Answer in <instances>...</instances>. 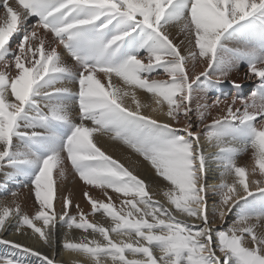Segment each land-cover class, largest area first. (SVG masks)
<instances>
[{
	"label": "snow or ice",
	"instance_id": "1",
	"mask_svg": "<svg viewBox=\"0 0 264 264\" xmlns=\"http://www.w3.org/2000/svg\"><path fill=\"white\" fill-rule=\"evenodd\" d=\"M0 5L5 10L0 18V169L11 168L17 176L31 171V191L38 205L34 215L25 213L13 192L12 204H0V231L15 222L16 232L27 227L51 245L57 223L64 222L68 230L92 236L79 242L66 237L63 245L88 264H264V212L245 210L227 229H215L217 218L223 221L241 201L248 204L249 197L264 194V43L226 47L249 30L258 31L264 40V0H0ZM29 17L37 23L26 28ZM177 24L196 49L187 56L170 38L169 26ZM21 32L15 47L10 45ZM64 53L79 65L75 75V65L66 63ZM197 57L206 66L190 76L188 61H193L194 69ZM238 60L247 61L249 78H258V89L247 99L233 96L229 103L226 96L217 97L213 105L200 106L226 104L224 114L205 125L206 139L217 149L215 157H226L221 183L209 186L200 133L191 130V123L178 128L144 114L147 105L136 89L151 94L161 109L166 104L164 115L178 123L181 116L188 119L194 94L204 87L198 83L201 77L208 85L213 77L226 80ZM160 72L168 79H156ZM98 74L107 79V87ZM113 76L127 88L115 87ZM74 83L77 92L71 88ZM74 104L80 122L54 147L47 121L71 123ZM237 104L242 108L234 107ZM206 114L200 112L201 122ZM94 134L109 135L148 161L168 182L163 192L168 206L154 199L157 189L102 151ZM240 135L248 140L237 148ZM249 148L250 170L231 155ZM64 153L85 185L103 191L107 202L88 190L83 196L92 213L102 211L110 226L89 222L79 205L78 216L70 213L73 201L61 195L62 186L53 178L54 170L57 177L64 176ZM257 171L260 178L250 179ZM108 189L123 197L119 208ZM210 190L220 195L212 216L207 208ZM0 244L41 255L14 241ZM43 261L55 264L47 256ZM0 264L22 262L0 257Z\"/></svg>",
	"mask_w": 264,
	"mask_h": 264
},
{
	"label": "bare ground",
	"instance_id": "2",
	"mask_svg": "<svg viewBox=\"0 0 264 264\" xmlns=\"http://www.w3.org/2000/svg\"><path fill=\"white\" fill-rule=\"evenodd\" d=\"M5 10L2 5H0V18L4 16ZM37 22L28 19L25 24L26 28H30L32 25H35ZM169 34L170 38L173 42L180 47L181 55L187 56L190 50L194 49L193 44H189L187 42V38L185 33L181 32L180 25H172L169 26ZM22 36L21 33H17L10 40V45L15 47V44L18 42L19 38ZM49 39H51V34H49ZM251 42L255 44L253 30L246 31L237 36L235 40L231 43L226 44V47L229 48H238L244 47L247 43ZM59 51H63L59 49ZM65 61L69 65H75V62L68 56L67 53H64ZM142 57H146V52H141ZM12 60V57L8 58ZM146 62V61H145ZM193 61H188V72L190 76H194L199 72L203 71L206 62L200 60L198 57L195 61L196 67L192 68ZM79 65H75L72 67V72L75 75L78 72ZM0 70H3L0 68ZM15 69L14 65L12 66V73L14 74ZM250 74L248 73V63L246 60H238L237 66L234 70H232L229 74L228 79L217 82L215 77L210 85L205 83L204 77H201L199 84L204 85V87H198L197 91L194 94L191 108L192 111L189 114L187 120L183 116L180 117L179 122H173L168 120V118L164 115L166 112L167 105L163 106L161 109L154 102V99L151 94L147 93L144 90L136 89L137 96L140 99L141 103L147 105V107L143 108V113L152 115L154 118L172 123L173 126L182 128L185 123L192 124V131L200 133V140L204 146V151L207 155V175H206V183L209 186L219 185L222 181V172L224 171V161L226 157H221L218 160L215 156L217 153V149L209 145L206 139V133L209 131L205 125H210L213 118L223 115L224 109H226V104L221 103L219 108L217 107H209L208 109H203L200 106L207 104L209 106L213 105V102L217 97H221L222 99L226 96L228 102H231L233 96H240L244 98H248L251 95L252 91H255L259 87L258 78H249ZM97 78L101 79V82L105 84L107 87L108 81L103 78L101 74L97 75ZM156 79L165 80L168 79L167 75L160 72L155 74ZM233 81L239 84L241 87L239 89L233 86ZM112 83L115 87L127 88L126 85L123 84V81L113 76ZM254 86V87H253ZM194 87H197L194 85ZM255 88L254 89H252ZM73 92L78 91V84L74 83L71 85ZM127 102L134 108L135 105L132 104L131 98H125ZM74 103V99L71 101ZM234 107H241L242 105H235ZM157 109L153 111V109ZM205 111L206 118L203 122L200 120V112ZM71 123L58 122L52 119L47 121L46 130L51 133V138L49 143H51L54 147L58 146L60 142H62L63 138L68 136L72 129V125L75 123H79V107L77 104H74L72 109ZM259 119V118H258ZM85 124L89 127L92 126L91 121H85ZM233 128H239V125H233ZM180 134H185L181 132ZM94 143L97 144L98 147L101 148L102 151H105L106 154L111 155L114 159H117L120 163L124 164L125 167H128L130 170L137 174L140 178L144 179L146 184L150 187L157 189L154 199L159 200L161 203L167 205L166 198L163 196V192L168 188V182L164 181L161 177L157 176L155 173V169L152 168L151 164L144 160V158L136 153L133 149L125 145L123 142L119 140L112 139L109 135H99L94 134ZM248 140L246 136H238L235 142V146L239 148L241 143H244ZM252 150L249 148L247 151L233 153V155L237 159V163L239 166L250 167L253 164L252 160ZM65 159L63 163L64 168V176L57 177L56 170H54L53 178L54 180L61 184V195H69L73 201V206L70 208V213L72 215H79V210L75 207V205L80 206V210H82L87 216L89 222H99L104 224L105 226H110V220L107 218L103 212H98L93 214L91 210L90 204L85 200L83 193L85 190H88L91 195H93L97 199L104 200L107 202L106 197L103 195V191L97 188H93L92 186L85 185L83 181L80 180L78 173H76L75 169L72 167L71 162L66 158V153L63 154ZM259 173L253 176H250V179H259ZM31 179L32 172L26 171L23 175L17 176L15 171L11 168L4 167L0 169V204H12L14 197L12 196L13 192L18 193V196L15 198L17 202L21 205L22 210L29 214L34 215L35 211L38 208V205L35 203L34 194L31 191ZM28 185L25 187V185ZM109 194L112 196L113 204L116 208H119L120 201L123 197L120 194H116L112 192L111 189L107 190ZM248 204H245L241 201L240 204H237L231 212H229L223 221H220L218 218L215 222L216 230H224L230 227L245 210H254L256 212H264V194L256 193L253 197L248 198ZM220 195L218 191H209L207 195V208L210 216L215 212L216 207L219 205ZM14 206V205H13ZM57 211H59V205L56 206ZM11 218V217H10ZM182 219H189V222L193 221L190 218L186 217H178ZM196 224H199V221H195ZM264 223V222H262ZM39 225L40 222L38 221ZM17 224L13 222L8 225L7 229L4 231H0V240H10L16 243H20L25 247H30L34 251H38L41 255H33L31 253L23 252L20 249L13 248L10 244H0V257H11L18 259L22 262V264H44L43 256H47L49 259H54L55 264H88L85 257L79 256L76 253H72L66 250L63 245L65 242V238L73 240L74 242H79L83 236L88 235L87 233H83L82 230H78L73 228L72 230H68L67 226L64 222H58L56 226V232L53 237V242L51 245L45 244L43 241L38 240L37 235L32 233V230L24 227L21 232H16ZM90 231V230H89ZM89 239H92V236L88 235ZM96 238H99L97 235Z\"/></svg>",
	"mask_w": 264,
	"mask_h": 264
},
{
	"label": "rangeland",
	"instance_id": "3",
	"mask_svg": "<svg viewBox=\"0 0 264 264\" xmlns=\"http://www.w3.org/2000/svg\"><path fill=\"white\" fill-rule=\"evenodd\" d=\"M253 87H254V86H253ZM253 87H252V89H254V90H255V88H253Z\"/></svg>",
	"mask_w": 264,
	"mask_h": 264
}]
</instances>
